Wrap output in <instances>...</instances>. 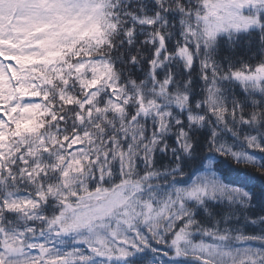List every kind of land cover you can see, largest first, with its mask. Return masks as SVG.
<instances>
[{
	"label": "snow or ice",
	"instance_id": "1",
	"mask_svg": "<svg viewBox=\"0 0 264 264\" xmlns=\"http://www.w3.org/2000/svg\"><path fill=\"white\" fill-rule=\"evenodd\" d=\"M0 264H264V0H0Z\"/></svg>",
	"mask_w": 264,
	"mask_h": 264
}]
</instances>
